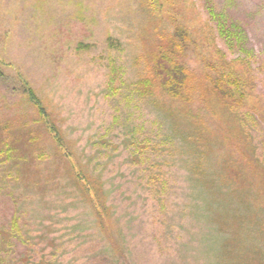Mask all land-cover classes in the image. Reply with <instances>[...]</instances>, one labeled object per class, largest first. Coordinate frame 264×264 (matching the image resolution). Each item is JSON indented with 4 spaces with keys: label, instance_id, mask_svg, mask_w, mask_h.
<instances>
[{
    "label": "rangeland",
    "instance_id": "1",
    "mask_svg": "<svg viewBox=\"0 0 264 264\" xmlns=\"http://www.w3.org/2000/svg\"><path fill=\"white\" fill-rule=\"evenodd\" d=\"M221 19L239 44L220 37ZM176 31L189 71L215 64L241 82L264 159V0H0V264H220L197 194L209 193L156 86L141 84L158 37Z\"/></svg>",
    "mask_w": 264,
    "mask_h": 264
},
{
    "label": "trees",
    "instance_id": "2",
    "mask_svg": "<svg viewBox=\"0 0 264 264\" xmlns=\"http://www.w3.org/2000/svg\"><path fill=\"white\" fill-rule=\"evenodd\" d=\"M224 27L222 19L219 20L220 37L228 44H233V39L239 44L237 32ZM158 38L160 41L152 53L150 64L146 63L141 74V84L146 89L152 83L156 86L165 101H162L161 108L172 121L174 137L181 141V148L184 146L179 156L191 152L192 161L188 167L194 175H199L198 181L202 178L201 182L209 193L205 198L203 192H197L199 196H204L202 202L210 210L205 217L212 222L207 230L216 237V240H205L217 247L220 264L232 258L233 264H264V159L257 155L247 129L249 120H252L247 108L248 95L242 90L241 82L225 74L223 69L216 70L218 66L215 64L209 65L212 71L203 77L189 71L178 60L186 51L188 38L184 34L176 31L175 36L169 34ZM83 47L86 46L81 43L77 45L78 49ZM30 95L39 105L35 95L32 92ZM196 101L199 106L197 110L192 107ZM42 110L39 115L48 133L62 155L71 160L77 180L84 181L82 186L85 192L92 195V204L99 210L101 204L97 203L99 195L96 188L76 169L59 132L44 108ZM178 122L188 130L181 131L184 128ZM3 145L9 148L4 142ZM6 154L0 148V171L9 160L7 158L5 161ZM209 175L212 177L208 178ZM17 176L14 177L13 172L12 180L17 181ZM8 178H11L10 174ZM0 191H3V187H0ZM9 194L12 195V192ZM17 219H13L12 229L18 232ZM46 262L43 258L32 264Z\"/></svg>",
    "mask_w": 264,
    "mask_h": 264
}]
</instances>
